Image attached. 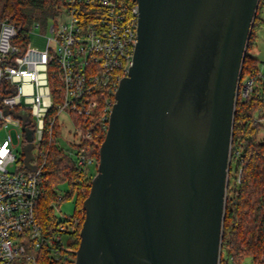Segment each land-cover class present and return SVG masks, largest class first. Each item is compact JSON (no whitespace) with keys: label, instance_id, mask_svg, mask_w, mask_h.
<instances>
[{"label":"water","instance_id":"1","mask_svg":"<svg viewBox=\"0 0 264 264\" xmlns=\"http://www.w3.org/2000/svg\"><path fill=\"white\" fill-rule=\"evenodd\" d=\"M134 1L138 43L89 195L106 264H221L238 84L260 0ZM25 131V167L36 170Z\"/></svg>","mask_w":264,"mask_h":264},{"label":"built area","instance_id":"2","mask_svg":"<svg viewBox=\"0 0 264 264\" xmlns=\"http://www.w3.org/2000/svg\"><path fill=\"white\" fill-rule=\"evenodd\" d=\"M139 15L132 0H65L54 23H34L27 37L0 19V264L75 260L65 237L76 230L77 220L63 219L50 236L35 215L47 180L53 128L63 114L73 124L72 115L87 119L99 110V122L108 129L119 84L133 64ZM44 29L49 34L42 48L33 39ZM263 82L264 65L257 76L242 80L240 75L237 102L239 96L249 100ZM53 88L62 94L57 103ZM25 128L32 131L36 170L26 169L20 162L24 152H17L28 143ZM10 130L18 131L17 145ZM75 157L82 170L96 164L83 151Z\"/></svg>","mask_w":264,"mask_h":264},{"label":"trees","instance_id":"3","mask_svg":"<svg viewBox=\"0 0 264 264\" xmlns=\"http://www.w3.org/2000/svg\"><path fill=\"white\" fill-rule=\"evenodd\" d=\"M64 7L65 0H0V19L14 23L20 29L21 36L27 37L34 23L39 22L43 27L54 23ZM263 7L264 0H260L248 42L242 80L260 73L261 61L253 51L257 47V33L264 24ZM55 85L59 86V83L55 82ZM53 91L57 103L62 94L57 88H53ZM98 113L99 110L87 119L72 115L74 128L68 130L72 138L69 149L56 144L58 124L53 128L54 141L46 164L47 180L42 185V194L35 208L37 221L44 232L52 236L64 221L54 215L56 204L76 198L74 216L66 217L67 220L76 219L78 222L68 241L75 258L82 242V229L87 215L84 204L91 193L95 176L91 168L82 170L75 156L83 151L94 158L98 166L100 147L108 130L100 124ZM263 133L264 82L255 89L249 100L244 101L239 96L237 102L229 174V178L235 175V183H229L228 186L221 264H244L247 261L264 264ZM20 162L23 164V157ZM61 185L70 188L64 197L59 195ZM58 264H74V260Z\"/></svg>","mask_w":264,"mask_h":264},{"label":"rangeland","instance_id":"4","mask_svg":"<svg viewBox=\"0 0 264 264\" xmlns=\"http://www.w3.org/2000/svg\"><path fill=\"white\" fill-rule=\"evenodd\" d=\"M262 16L264 18V7L262 10ZM36 33L41 36L35 37L33 40L34 44L40 47H44V37L47 36L48 30L44 29L43 31L37 30ZM257 47L253 51L255 56L261 61V67L264 65V24L261 26L257 33ZM58 130L56 132L57 140L56 144L58 146H63L66 149H69V142L72 140L71 135L68 133L70 128H73V124L67 120V115L63 114L59 118L58 122ZM10 134L13 137V143L15 145L18 144V131L10 130ZM264 134V133H263ZM17 152L21 155L23 152V146L20 145L17 149ZM35 152H38V148H35ZM97 165H92L90 168L93 170L94 174L97 173ZM12 171L15 170V167L11 168ZM229 183L234 185L235 183V175L229 178ZM70 188L68 185H61L59 190L60 197H64ZM76 209V198H70L65 201H62L56 204L54 209V215L59 219L63 220L66 217L74 216ZM84 230V238L82 242V252H83V260H81V264H106L107 262V253L105 250V244L103 241L102 233L100 230V225L98 222V218L95 213L94 207V197L91 195L88 199V215L86 223L83 227ZM65 241H69L68 236L65 237ZM77 257L74 260V264L77 262ZM233 264V263H230ZM244 264H251L247 261Z\"/></svg>","mask_w":264,"mask_h":264}]
</instances>
